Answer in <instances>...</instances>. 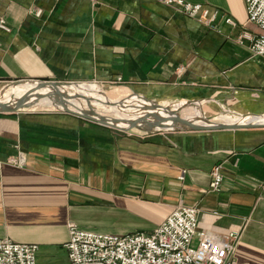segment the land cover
<instances>
[{
	"label": "crops",
	"instance_id": "crops-1",
	"mask_svg": "<svg viewBox=\"0 0 264 264\" xmlns=\"http://www.w3.org/2000/svg\"><path fill=\"white\" fill-rule=\"evenodd\" d=\"M185 1L221 15L208 26L155 0H0L12 29L0 30V96L41 81L95 83L119 105L138 95L152 109L185 105L160 127L140 108L74 109L127 131L46 109L65 110L56 100L0 113V160L28 158L26 169L0 170V239L38 244L37 264H70V223L150 233L182 206L199 208V231L239 233L237 262L264 264V126L171 130L184 125L175 114L196 126L228 124L214 120L223 108L246 123L264 117V58L243 38L263 31L248 22L246 0ZM218 164L225 179L214 193Z\"/></svg>",
	"mask_w": 264,
	"mask_h": 264
},
{
	"label": "built area",
	"instance_id": "built-area-1",
	"mask_svg": "<svg viewBox=\"0 0 264 264\" xmlns=\"http://www.w3.org/2000/svg\"><path fill=\"white\" fill-rule=\"evenodd\" d=\"M178 12L212 26L219 10L211 11L203 4H192L185 0H155ZM248 22L257 25L263 33L258 37L245 33L243 38L252 41L254 56L264 58V0H246ZM34 16L43 15L41 8L32 10ZM223 21L235 26L234 20L225 15ZM0 30L11 33L5 17H0ZM74 85H101L74 84ZM26 169L28 158L18 152L0 160L3 166ZM210 191L220 193L224 184L223 164L216 165L211 172ZM200 210L197 206H182L153 232H136L127 235L104 234L80 229L70 223L69 241L66 248L70 264H246L235 260L239 233L221 235L214 231H199ZM38 244L20 243L11 239H0V264H37Z\"/></svg>",
	"mask_w": 264,
	"mask_h": 264
},
{
	"label": "bare ground",
	"instance_id": "bare-ground-1",
	"mask_svg": "<svg viewBox=\"0 0 264 264\" xmlns=\"http://www.w3.org/2000/svg\"><path fill=\"white\" fill-rule=\"evenodd\" d=\"M56 90V91H55ZM67 91L68 94H63L62 92ZM59 101L58 103L62 105L63 109H68L74 111L75 108H90L95 113H117L124 114L131 109H142L148 110L149 120L153 122L155 126L166 125L170 122L173 112L179 110V108H174L173 111H164L160 109H152L147 101L135 97L123 102V104L115 103L109 100L102 89L93 85H82L77 86L74 84L60 85L58 89H55L52 84L47 87H40V84L36 86L26 87L20 94H3L0 96V101H4L5 107L14 108L19 105L20 102L27 106H50L52 101ZM135 100H141L143 102H138ZM135 101V102H133ZM198 107V104H194ZM128 107V108H127ZM201 107V106H200ZM184 107H181V109ZM189 108H193L190 106ZM187 107V109H189ZM2 110V108H0ZM223 113L214 118V120H227L228 124H261L264 121V117L259 118L252 122H242L236 116H234L229 110L223 108ZM0 110V111H1ZM150 112V113H149ZM158 115V116H156ZM165 115V116H164ZM94 116V115H93ZM140 124V123H139Z\"/></svg>",
	"mask_w": 264,
	"mask_h": 264
},
{
	"label": "water",
	"instance_id": "water-1",
	"mask_svg": "<svg viewBox=\"0 0 264 264\" xmlns=\"http://www.w3.org/2000/svg\"><path fill=\"white\" fill-rule=\"evenodd\" d=\"M34 83H40V87H47L49 84H52L55 89H58L60 85H64V84H59V83H56V82H48V81H41V82H34ZM77 86H80V85H77ZM137 97L149 102V100H147L146 98H144L142 96L138 95ZM118 101H120V100H118ZM184 103H190L192 105L194 104V102H184ZM183 105H181V107H183ZM174 107L172 105V106H170L169 108H166V109H168L170 111H173V110H176V109H174ZM181 107L179 108L180 110H181ZM2 108L3 109L0 111V113H14V112H18L20 110H24V109L31 108V107L25 105L23 103V101H22V102L19 103L18 106L14 107V108H10L8 106L7 107H2ZM62 111L66 112V113H69V114L80 116V117H82V118H84L86 120L98 122L99 124H103V125L109 126L111 128H116L118 130L127 131V130H123V129L117 127V126H114L113 124H110L109 121L104 120V119H97L94 116L81 114V113L74 112V111L68 110V109H65V110H62ZM175 115L177 117L176 120L178 122H182L184 124L182 127L171 129V130H176V131L237 130V129H246V128H255V127L264 126V124H253V125H248V124L247 125L246 124H233V125L232 124H224V125L196 126V125H194L191 122V120L184 119V118L180 117V115H178V114H175ZM204 121L211 122V119L205 118ZM133 129H138V128L137 127L136 128L133 127L130 130H133ZM159 131H167V130L166 129H161ZM146 132L152 133V132H157V131H146Z\"/></svg>",
	"mask_w": 264,
	"mask_h": 264
},
{
	"label": "rangeland",
	"instance_id": "rangeland-1",
	"mask_svg": "<svg viewBox=\"0 0 264 264\" xmlns=\"http://www.w3.org/2000/svg\"><path fill=\"white\" fill-rule=\"evenodd\" d=\"M4 101H0V108H2V107H5V104L3 103ZM184 103V102H183ZM56 104H58V103H56ZM35 107H39V106H35ZM46 109H53V110H56V111H60V112H64V111H62V110H57V109H60V108H58V106H56L55 108H46ZM221 111H220V113L222 112V105H221V109H220ZM180 113V112H179ZM181 113H186V114H189L188 116H189V119H193V118H195L196 116H195V112H189V113H187V112H185V111H182ZM236 114H238V113H236ZM238 115H242L244 118H250L251 116H257V115H253V114H238ZM180 117H182V118H184V119H187L186 117H185V115H182V116H180ZM201 119V118H200ZM188 120V119H187ZM206 122V121H205ZM198 126H200V125H198ZM263 127V126H262Z\"/></svg>",
	"mask_w": 264,
	"mask_h": 264
}]
</instances>
